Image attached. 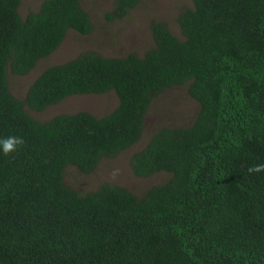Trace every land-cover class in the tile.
Wrapping results in <instances>:
<instances>
[{
    "label": "trees",
    "instance_id": "1",
    "mask_svg": "<svg viewBox=\"0 0 264 264\" xmlns=\"http://www.w3.org/2000/svg\"><path fill=\"white\" fill-rule=\"evenodd\" d=\"M181 37L153 20L140 56L84 50L43 69L24 101L7 71L27 74L68 29L93 26L81 0H42L24 17L21 0H0V264H264V0H190ZM140 0H115L121 18ZM185 85L198 110L188 125L161 126L129 160L131 171L168 177L135 194L103 182L79 192L65 168L87 174L141 137L151 100ZM113 90L118 104L89 111H41L70 95Z\"/></svg>",
    "mask_w": 264,
    "mask_h": 264
},
{
    "label": "rangeland",
    "instance_id": "2",
    "mask_svg": "<svg viewBox=\"0 0 264 264\" xmlns=\"http://www.w3.org/2000/svg\"><path fill=\"white\" fill-rule=\"evenodd\" d=\"M42 0H21L18 11L24 17L36 10ZM115 0H81L82 7L92 22L93 29L88 34H80L68 29L59 46L49 55L39 59L34 67L24 75L7 71L8 86L12 95L24 101L26 91L33 80L46 67L62 63L84 50H94L104 56H123L129 52L142 55L153 45L150 23L163 21L171 32L181 37L177 17L184 7H191L190 0H140L121 18H109ZM118 104L113 90L105 93L70 95L56 104L36 111L23 104L25 111L38 120H45L59 113L89 111L101 116L110 112ZM198 104L191 98L185 85L172 86L154 96L144 116L143 130L139 140L113 158H102L96 168L84 174L74 166H67L65 182L86 192L96 189L103 182H110L141 194L151 185L159 184L168 173L159 171L148 177L136 176L130 168V156L141 149L151 134L161 126H184L192 122Z\"/></svg>",
    "mask_w": 264,
    "mask_h": 264
},
{
    "label": "clouds",
    "instance_id": "3",
    "mask_svg": "<svg viewBox=\"0 0 264 264\" xmlns=\"http://www.w3.org/2000/svg\"><path fill=\"white\" fill-rule=\"evenodd\" d=\"M24 144V139L18 136H8L0 138V149L3 153L7 155L10 152H14L17 146H22ZM249 173H256L264 171V164H256L247 168Z\"/></svg>",
    "mask_w": 264,
    "mask_h": 264
}]
</instances>
